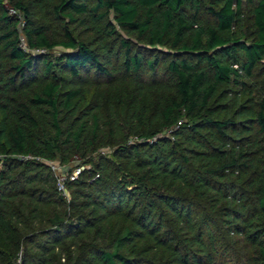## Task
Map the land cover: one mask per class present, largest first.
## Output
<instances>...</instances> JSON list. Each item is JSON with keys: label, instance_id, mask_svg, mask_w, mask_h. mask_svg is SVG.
<instances>
[{"label": "trees", "instance_id": "obj_1", "mask_svg": "<svg viewBox=\"0 0 264 264\" xmlns=\"http://www.w3.org/2000/svg\"><path fill=\"white\" fill-rule=\"evenodd\" d=\"M35 1L71 29L0 0V264H264V97L216 104L264 61V0ZM120 68L166 81L115 100L62 88ZM105 146L57 189L49 161Z\"/></svg>", "mask_w": 264, "mask_h": 264}, {"label": "rangeland", "instance_id": "obj_2", "mask_svg": "<svg viewBox=\"0 0 264 264\" xmlns=\"http://www.w3.org/2000/svg\"><path fill=\"white\" fill-rule=\"evenodd\" d=\"M11 0H5L7 4L10 3ZM25 2H28L31 6L32 15L35 18V20L40 22H45L48 24H53L56 26L57 29L61 30L65 26V24L69 25L68 23L63 22L61 19L57 18L52 11V4H47L45 7H41L38 5V2L35 0H24ZM251 8L247 3L244 2L243 8L241 10L242 19L244 27L247 31L250 30L251 27V16H250ZM21 17V15H20ZM69 29H71V26L69 25ZM116 36L124 37L126 39H130L132 41V47L133 50H139L143 55L151 53V49L145 45H138L132 37H128L127 34L118 29L116 30ZM73 37L76 39H82L84 41H89L91 45H94L95 41V32L91 29H87L84 27L80 28H72L71 30ZM116 46H119L118 43H115ZM60 51H62L59 47H54L51 50L44 51V53L39 54L40 56H48L49 58L53 59L57 57L60 54ZM37 54V53H35ZM121 62V60H120ZM264 61L262 64H260L253 76L251 78H248L245 80V86L242 88L237 87H225L224 91L221 93V95L217 98L216 104L222 105L227 104L231 105L233 102V97L239 93V99L240 102L245 101H258L262 97H264ZM60 74V73H59ZM61 75V83L62 88L67 89L71 87H82L87 90V94L89 96H99L102 99H111L115 100L123 93L122 91V84L126 85V91L128 92H136L138 90L139 85H152V84H160L161 82H165L166 78L162 77V75L156 76L153 74V72L150 71H143L139 73H129L125 72L122 68L112 75L109 78H103V79H97L95 78V75L93 72L90 76L83 75L80 78L77 77H71L68 74H60ZM158 97V96H156ZM16 98V96H15ZM233 113V107L230 108L229 115H232ZM261 144H264V138L261 140ZM112 147L111 146H105V147H99L97 150L92 154L88 155L85 159H80L77 157H74L71 159V161L67 164H61L63 173L66 172H73L77 169L79 172L77 173V176L83 174V177H85L87 180L92 177L91 175V166L92 163L95 162L96 156L98 154H103L109 156L111 153ZM261 149H256L251 154V157L254 159H257V157L260 155ZM58 161V160H57ZM57 163V162H56ZM64 195H66L67 198H69V188L66 186L64 190Z\"/></svg>", "mask_w": 264, "mask_h": 264}, {"label": "built area", "instance_id": "obj_3", "mask_svg": "<svg viewBox=\"0 0 264 264\" xmlns=\"http://www.w3.org/2000/svg\"><path fill=\"white\" fill-rule=\"evenodd\" d=\"M9 12L12 13V14H16L17 13V11L14 8H9ZM22 44L24 46V49L28 50L26 48L25 44L24 43H22ZM34 51L44 52L45 49H35ZM49 165H50L51 169L55 173L57 189L60 192L64 193L66 178H69L70 180H74L76 178L77 173L79 172V170L77 169L76 171H73V172H70V173H68V172L63 173L62 166L60 164H58L56 162L49 161ZM18 263H19V260H18Z\"/></svg>", "mask_w": 264, "mask_h": 264}]
</instances>
